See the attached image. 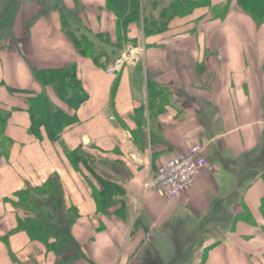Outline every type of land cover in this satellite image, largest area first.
<instances>
[{
  "label": "crops",
  "instance_id": "obj_1",
  "mask_svg": "<svg viewBox=\"0 0 264 264\" xmlns=\"http://www.w3.org/2000/svg\"><path fill=\"white\" fill-rule=\"evenodd\" d=\"M199 1L163 33L130 25L113 59L123 66L110 75L113 61L98 67L71 38L111 51L117 18L107 0H0V110L11 114L0 135V264H264V23L234 0ZM73 66L89 96L77 111L36 78ZM39 95L76 116L58 141L30 131ZM196 144L213 171L175 200L144 190ZM50 179L76 215L80 257L18 229L33 218L20 194ZM105 192L113 204L100 207Z\"/></svg>",
  "mask_w": 264,
  "mask_h": 264
},
{
  "label": "trees",
  "instance_id": "obj_2",
  "mask_svg": "<svg viewBox=\"0 0 264 264\" xmlns=\"http://www.w3.org/2000/svg\"><path fill=\"white\" fill-rule=\"evenodd\" d=\"M234 1L258 23H264V0ZM107 2L108 9L117 18L118 40L117 44L111 47V51L96 52L95 44L88 37L78 38L71 34L79 53L84 58L92 59L101 68H106L123 50L124 44L128 42L130 25L141 24L146 37L163 33L168 30L175 18L187 17L205 5V2L199 0H167V4L161 6L159 0H107ZM156 5L159 13L154 16ZM36 78L45 86H52L61 101L74 111H77L89 99L88 94L82 89L76 66L65 71L37 72ZM29 103L30 131L37 137L44 130L51 141H58L63 131L76 122L75 115L70 116L60 109L50 108L43 95L30 99ZM10 115L0 110V135L4 134V127ZM57 182L50 179L44 186L20 194L21 206L28 208L29 204L33 205V211L29 209L33 218L20 221L18 229L26 232L31 239L42 242L49 251L60 257L73 254L72 257L77 258L81 256V250L71 231L76 215L70 212L71 210L65 212L63 190ZM107 190L109 193L113 189L108 187ZM106 196L105 192L100 202L98 200L100 207L113 204V201Z\"/></svg>",
  "mask_w": 264,
  "mask_h": 264
},
{
  "label": "built area",
  "instance_id": "obj_3",
  "mask_svg": "<svg viewBox=\"0 0 264 264\" xmlns=\"http://www.w3.org/2000/svg\"><path fill=\"white\" fill-rule=\"evenodd\" d=\"M122 66L123 61H117L108 73L114 75ZM214 169L206 157V146L196 144L187 153H182L160 166L156 176L147 181L143 188L154 191L160 197L175 200L195 184L203 170Z\"/></svg>",
  "mask_w": 264,
  "mask_h": 264
},
{
  "label": "rangeland",
  "instance_id": "obj_4",
  "mask_svg": "<svg viewBox=\"0 0 264 264\" xmlns=\"http://www.w3.org/2000/svg\"><path fill=\"white\" fill-rule=\"evenodd\" d=\"M48 106L52 109H54L50 104L49 102L46 100ZM175 253H180V252H183V248L180 244H176L173 246L172 248ZM188 250H190V248H188ZM160 252L163 253L164 255H169L170 254V251H168L167 247L165 245H163L162 247H160ZM191 252V251H190ZM188 255V256H187ZM186 257L187 259L191 258L192 257V254H186ZM179 264H191V261H181Z\"/></svg>",
  "mask_w": 264,
  "mask_h": 264
},
{
  "label": "bare ground",
  "instance_id": "obj_5",
  "mask_svg": "<svg viewBox=\"0 0 264 264\" xmlns=\"http://www.w3.org/2000/svg\"><path fill=\"white\" fill-rule=\"evenodd\" d=\"M42 48H40V50H41Z\"/></svg>",
  "mask_w": 264,
  "mask_h": 264
}]
</instances>
